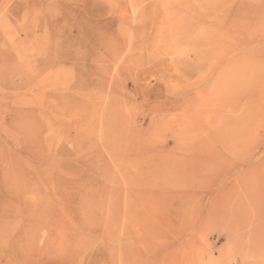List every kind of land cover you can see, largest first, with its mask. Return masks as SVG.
Segmentation results:
<instances>
[{
  "label": "rangeland",
  "instance_id": "rangeland-1",
  "mask_svg": "<svg viewBox=\"0 0 264 264\" xmlns=\"http://www.w3.org/2000/svg\"><path fill=\"white\" fill-rule=\"evenodd\" d=\"M0 264H264V0H0Z\"/></svg>",
  "mask_w": 264,
  "mask_h": 264
},
{
  "label": "bare ground",
  "instance_id": "bare-ground-1",
  "mask_svg": "<svg viewBox=\"0 0 264 264\" xmlns=\"http://www.w3.org/2000/svg\"><path fill=\"white\" fill-rule=\"evenodd\" d=\"M82 10H83V13H84V15H88V18H90V19H87L86 18V21H88V22H91L92 21V19H93V17L95 16V15H97V13H98V10H96V8L95 7H93V5L92 4H89V3H85V1H82ZM63 8V7H62ZM24 11H26V9L24 8ZM72 12V11H71ZM73 12H74V14L75 15H80L79 14V11H74L73 10ZM94 20V19H93ZM81 21V20H80ZM87 24V23H86ZM85 24V25H86ZM92 24V23H91ZM80 26V25H79ZM82 28V27H81ZM85 28V27H84ZM82 31V30H81ZM83 32V31H82ZM41 64V66H45L46 65V61H43V62H41L40 63ZM6 73V72H5ZM42 86H44V85H42ZM45 87V86H44Z\"/></svg>",
  "mask_w": 264,
  "mask_h": 264
}]
</instances>
